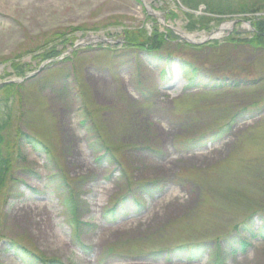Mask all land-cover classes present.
<instances>
[{
    "label": "rangeland",
    "instance_id": "rangeland-1",
    "mask_svg": "<svg viewBox=\"0 0 264 264\" xmlns=\"http://www.w3.org/2000/svg\"><path fill=\"white\" fill-rule=\"evenodd\" d=\"M259 7L0 0V110L10 145L22 148L17 189L0 198V264H20L14 244L64 264H195L166 250L199 243L196 264L218 247L222 264H264V47L245 42L244 23L264 21L263 10L248 13ZM187 14L211 22L191 31ZM157 31L169 37L156 61L129 35ZM23 134L44 147H19ZM62 178L88 205L85 249L62 215ZM115 201L123 209L109 220Z\"/></svg>",
    "mask_w": 264,
    "mask_h": 264
},
{
    "label": "trees",
    "instance_id": "trees-1",
    "mask_svg": "<svg viewBox=\"0 0 264 264\" xmlns=\"http://www.w3.org/2000/svg\"><path fill=\"white\" fill-rule=\"evenodd\" d=\"M190 3V4H189ZM186 4L191 6L190 9H193L194 3L186 1ZM260 10H263V8H252L248 13H258ZM209 13L215 14L219 11H216L213 7H210L208 10ZM221 15L224 13H220ZM187 17L190 18L189 20V25L187 26L188 30L194 31L195 29L198 28V26H206L210 24L211 20L207 17H201V20H199V23L194 20V17L190 14H187ZM254 28L257 30L256 33H253L252 37L245 42H251L252 44H256L258 46L264 47V21H258L253 24ZM131 34V33H130ZM154 37L152 38L151 36H148L149 38H145L143 34L139 36H133L129 35V41L133 43L135 46H139L140 49L146 50L151 53H160L161 52V47L163 43L168 40V35L164 33H160L159 31L154 33ZM173 34V33H170ZM234 40V42L238 43H243V40L236 39L234 35L230 36ZM128 40V38H127ZM128 41V42H129ZM129 42V43H130ZM131 43V44H132ZM59 56V53L57 51H53L50 55L47 54L46 58H55ZM187 73L193 72L196 74V71H188L186 70ZM192 74V73H191ZM14 85H9L6 86L5 89H9L13 87ZM4 89V90H5ZM5 115V114H4ZM3 115V112L0 110V198L4 195L5 197H8L10 192L7 194H3V192L9 191L11 189H15L17 183L19 182L18 179L15 178L14 176V170H15V165L17 163V160L20 158V154L22 151V148L15 149L14 144L10 145L9 139L7 138L6 132L7 126L9 125L10 122V116ZM19 141V147L20 145H24L25 143L32 145L34 144V140L31 139L30 137H27L26 135H22L20 137ZM16 154V155H15ZM15 155V156H14ZM19 156V157H18ZM20 160V159H19ZM2 195V196H1ZM63 203H64V208L66 211V218L69 226L71 227L74 237L78 239L79 234L82 230V227L84 226L83 223L81 222V216H80V210L82 208V203L77 199L75 196L71 195L70 197H64L63 198ZM261 236L264 237V227L260 231ZM233 241L230 242L229 244L233 245ZM248 245L246 242L241 244V249H244ZM13 247L17 248V255L22 259V261L25 264H53V262L56 261H49L45 257L41 255H36L35 253L27 250L23 246H16L14 245ZM198 248V249H197ZM204 246L198 245V244H184V245H179L176 247H173L171 249H167L166 251L174 252V256L176 257H183L185 256L188 258L190 261H195L197 259V254H199ZM219 248L216 250V252L213 254L212 259L210 260V264H222L224 261V257L222 253L219 251ZM204 251H202L203 253ZM57 263V262H56Z\"/></svg>",
    "mask_w": 264,
    "mask_h": 264
},
{
    "label": "water",
    "instance_id": "water-1",
    "mask_svg": "<svg viewBox=\"0 0 264 264\" xmlns=\"http://www.w3.org/2000/svg\"><path fill=\"white\" fill-rule=\"evenodd\" d=\"M236 23V22H233V24Z\"/></svg>",
    "mask_w": 264,
    "mask_h": 264
}]
</instances>
